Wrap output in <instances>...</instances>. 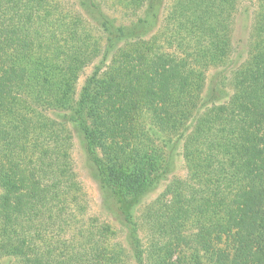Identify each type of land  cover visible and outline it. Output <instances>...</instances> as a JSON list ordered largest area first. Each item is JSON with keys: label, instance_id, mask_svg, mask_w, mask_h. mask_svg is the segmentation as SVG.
<instances>
[{"label": "trees", "instance_id": "trees-1", "mask_svg": "<svg viewBox=\"0 0 264 264\" xmlns=\"http://www.w3.org/2000/svg\"><path fill=\"white\" fill-rule=\"evenodd\" d=\"M132 1L147 9L163 2ZM242 1L174 0V27L165 32L166 24L162 32L168 46L139 40L129 30L124 34L94 0L80 1L99 15L110 40L113 34L135 37L132 47L120 49L93 73L82 94L104 120L112 149L138 153L129 147L133 136L127 129L139 110H152L163 126L174 129L194 115L208 68L234 52L232 33ZM250 3L247 58L233 76V93L226 102L211 99L196 118L184 144L190 179L173 182L168 202L152 207L149 250L130 213L122 212L131 224L138 264H173L176 253L185 257L176 263L203 264L200 246L211 249L206 254L216 249L220 264H264V0ZM68 4L0 0V142H6L0 160V256L20 258L22 264H118L122 249L104 244L114 234L111 226L72 224L79 201L72 193L78 184L69 121L84 130L89 160L104 170L75 101L76 82L100 53L102 39ZM68 110L70 117L62 115ZM189 223L197 226L202 245L188 253Z\"/></svg>", "mask_w": 264, "mask_h": 264}, {"label": "rangeland", "instance_id": "rangeland-1", "mask_svg": "<svg viewBox=\"0 0 264 264\" xmlns=\"http://www.w3.org/2000/svg\"><path fill=\"white\" fill-rule=\"evenodd\" d=\"M66 1L69 3L68 7H74L89 24L96 28L102 39L100 53L84 68L76 82L75 101L76 108L83 115L82 120L90 127L93 138H95L94 143L104 170L100 173L90 162L84 130L79 124L69 121L67 126L73 138L69 150L72 170L78 184L72 193L79 201L72 224L74 226L76 224L111 226L114 234L106 236L104 244L122 249L121 261L118 264H138L132 252L136 242L129 228L131 224L126 221L122 212L130 213L132 220L137 224V235L140 242L145 250H149L152 233L150 230L152 207L158 205L159 202H168L171 196L168 186L173 182L178 179L187 182L190 179V172L184 159V144L196 118L206 106L210 105L211 99L215 98V103L226 102L233 93L231 85L233 76L237 67L247 58L253 7L250 6V0L242 1L237 15L238 20L232 33L234 52L221 64L208 68L199 109L176 129L172 128L173 126H163L152 110H139L132 116L131 127L127 129L133 136L129 147L135 146L138 150V153L130 155L127 151L123 152L125 148L116 151L110 147V144H107L111 140V135L107 134L110 132L102 130L103 124L105 125L104 120L94 115V110L88 102V96L82 94L93 73L97 69L108 66L114 54L120 49L132 47L135 37L127 39L126 37H115L117 35L113 34L110 40V32L101 27L102 19L97 13H94L89 6L81 7V0ZM94 1L99 12L111 21L113 28H123L124 34L127 33L126 30H129L133 36L140 38L139 40L154 39L157 46H168L162 32L165 33L174 27V21L170 18L174 0H163L153 9H147L146 4L137 7L132 0ZM166 24L167 29L164 32ZM81 100L83 102H80ZM72 112L73 110H68V112H62V115L65 113L67 117H70ZM102 137L106 140L100 144ZM122 141L124 142V139ZM5 146L6 142H0V160ZM184 230L185 241L188 244L186 248H192L187 252H194L193 248L201 244V241L198 244L196 240L197 226L189 223ZM47 238L50 239V237ZM200 250L202 251L200 260L203 264H220L218 261L221 256L216 249L212 254L209 252L206 254V251H211L209 247L200 246ZM179 256L184 257L183 253L173 255V264H182L181 262L176 263ZM22 263V259L14 256H0V264ZM145 264H149L148 261Z\"/></svg>", "mask_w": 264, "mask_h": 264}]
</instances>
